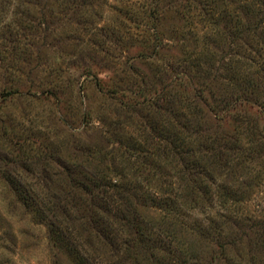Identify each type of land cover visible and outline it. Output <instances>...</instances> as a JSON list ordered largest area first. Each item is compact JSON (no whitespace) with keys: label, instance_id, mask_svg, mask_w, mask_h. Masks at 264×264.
Returning a JSON list of instances; mask_svg holds the SVG:
<instances>
[{"label":"rangeland","instance_id":"obj_1","mask_svg":"<svg viewBox=\"0 0 264 264\" xmlns=\"http://www.w3.org/2000/svg\"><path fill=\"white\" fill-rule=\"evenodd\" d=\"M244 2L0 0V264H81L51 240L46 222L54 220L90 258L86 264H145L111 260L86 213L71 210L73 196L88 198L73 186L86 185L96 169L116 170L144 191L173 198L170 189L182 192L175 161L154 162L151 176L141 165L166 120H195L203 134L218 126L236 136L235 111L208 107L234 78L254 76L257 68L243 56L264 47L260 29H253L261 27V15L244 17ZM225 10L250 33L230 36L225 18L214 36L208 12ZM194 54H207L208 78L195 70ZM245 112L257 115V106L251 102ZM235 172L204 179L206 195L199 192L198 201L178 200L190 203L182 204L184 222L223 228L219 239H203L175 227L176 242L192 250L193 262L264 264V148ZM218 185L239 202L218 198ZM132 202L158 220V210ZM53 203L64 213L59 206L50 211Z\"/></svg>","mask_w":264,"mask_h":264},{"label":"trees","instance_id":"obj_2","mask_svg":"<svg viewBox=\"0 0 264 264\" xmlns=\"http://www.w3.org/2000/svg\"><path fill=\"white\" fill-rule=\"evenodd\" d=\"M244 1L242 4L244 17L246 14H251L254 18L261 15L259 23L261 27L257 25L253 29H260L258 35L264 37V0ZM254 7L257 8L256 12L253 10ZM208 14L213 35L216 37L219 34L218 23L225 18L228 19L223 30H227L230 36L240 39L242 34L250 33V27L242 24L237 14H233V12L225 10L221 13L208 12ZM254 34L255 32H253ZM262 42H264V38ZM263 51L264 47L255 51L253 57L243 56L249 66L257 67L253 72L254 76L238 74L237 78L227 84V93L223 96L219 95L218 101L211 98L212 105L208 107L212 108L213 106V108H217L216 110L228 114L235 111L231 119L235 123L236 136L228 135L218 126L211 132L207 128L211 135L203 134L198 121L190 122L180 115L184 120H174L173 124L164 120V125L160 129L161 137L157 138L153 150H148L144 155H141V157L143 156L141 165L147 166L143 170L149 176H151L150 172L154 162L160 160V162L166 163L169 158L174 160L179 168L177 171L174 170L176 178L182 183L178 190H182V192H173L170 189L174 195L173 198L170 194H152L138 186L134 182L135 178L128 181L121 172H116V170L104 172V169L96 168L94 173L90 172V178L85 176L88 185L73 186L76 190L81 188V194L87 195L88 198L84 200L82 196L77 198L73 196L72 201L77 199L78 202L74 204L72 202L71 210L80 213L81 208L86 213L85 216L89 220H85L86 223L89 222L92 225L91 231L94 232L97 241L111 252V260L121 259L122 263L129 260L145 264H198L197 260L193 262L191 258L192 250L189 253V250L185 249L182 244L176 242L175 236H173L175 227L179 226L203 239H207L209 236H215L218 239L222 237L223 228L213 225L210 221L204 224L184 222L181 208L185 203H190L179 201L187 199L189 196H192L191 201H198L199 192L206 195L204 179L211 180L216 172L217 175L227 172L228 175H233L244 164H252L254 155L261 154V150L264 148V91L261 90L264 78ZM206 55L194 54L191 61L195 70L203 69L208 78L210 66H205L209 61L206 59ZM202 93L204 91L199 92L200 95ZM251 102L257 106V115L245 114L246 106ZM193 111L192 115H197L200 108L194 106ZM114 177H118L120 182L114 180ZM211 183L215 185L214 182ZM217 189H219L218 198L221 200L239 202L234 196H231L232 191H225L221 185H218ZM175 198L176 200H173ZM138 199L147 203V205L142 204L141 207L158 210L160 213L158 220L146 216V213L139 210V206L132 202ZM58 206L61 207L60 213L63 214V210L66 209L59 203H53L50 211ZM52 217L55 219V214ZM81 219H85V217H81ZM54 221L46 222L53 243L68 248L81 264L90 261V258H87V255L77 248L78 245L70 243L61 227V221ZM261 230L264 235V227ZM117 263L120 264V262Z\"/></svg>","mask_w":264,"mask_h":264}]
</instances>
